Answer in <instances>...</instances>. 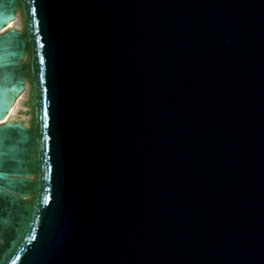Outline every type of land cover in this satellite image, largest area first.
<instances>
[{"label": "water", "instance_id": "obj_1", "mask_svg": "<svg viewBox=\"0 0 264 264\" xmlns=\"http://www.w3.org/2000/svg\"><path fill=\"white\" fill-rule=\"evenodd\" d=\"M0 264H264V0H0Z\"/></svg>", "mask_w": 264, "mask_h": 264}]
</instances>
